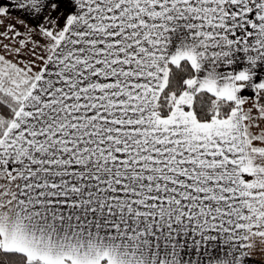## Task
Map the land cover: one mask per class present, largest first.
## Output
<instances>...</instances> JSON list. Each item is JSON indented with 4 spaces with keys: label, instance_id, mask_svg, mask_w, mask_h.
Instances as JSON below:
<instances>
[{
    "label": "snow or ice",
    "instance_id": "6c2138e0",
    "mask_svg": "<svg viewBox=\"0 0 264 264\" xmlns=\"http://www.w3.org/2000/svg\"><path fill=\"white\" fill-rule=\"evenodd\" d=\"M0 264H264V0H0Z\"/></svg>",
    "mask_w": 264,
    "mask_h": 264
}]
</instances>
